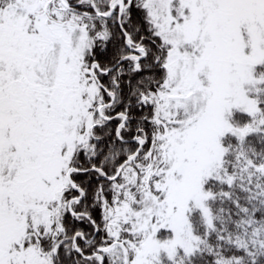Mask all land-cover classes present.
I'll return each mask as SVG.
<instances>
[{
    "label": "snow or ice",
    "instance_id": "obj_1",
    "mask_svg": "<svg viewBox=\"0 0 264 264\" xmlns=\"http://www.w3.org/2000/svg\"><path fill=\"white\" fill-rule=\"evenodd\" d=\"M0 264H264V0H0Z\"/></svg>",
    "mask_w": 264,
    "mask_h": 264
}]
</instances>
